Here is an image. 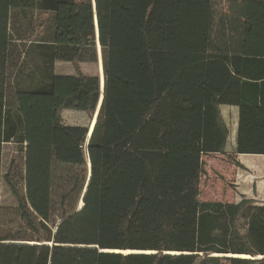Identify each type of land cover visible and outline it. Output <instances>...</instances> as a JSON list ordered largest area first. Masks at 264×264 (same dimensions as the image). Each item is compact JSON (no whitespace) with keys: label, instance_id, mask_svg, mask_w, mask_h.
Instances as JSON below:
<instances>
[{"label":"trees","instance_id":"obj_1","mask_svg":"<svg viewBox=\"0 0 264 264\" xmlns=\"http://www.w3.org/2000/svg\"><path fill=\"white\" fill-rule=\"evenodd\" d=\"M37 5L0 0V187L16 201L0 264H264V204L199 187L202 155L225 154L221 105L238 108L235 153L264 156V0ZM23 41L74 74L42 79ZM99 52L102 87L80 67ZM64 110L97 112L89 137Z\"/></svg>","mask_w":264,"mask_h":264},{"label":"rangeland","instance_id":"obj_2","mask_svg":"<svg viewBox=\"0 0 264 264\" xmlns=\"http://www.w3.org/2000/svg\"><path fill=\"white\" fill-rule=\"evenodd\" d=\"M54 0H38L39 9H51ZM22 58L34 69L38 75L48 80L56 72L67 71L71 64L54 60L50 44H39L35 42H18ZM99 56V55H98ZM70 65V66H66ZM101 58L98 63L80 66L85 74L102 75L100 73ZM59 74V73H57ZM225 110L227 106H221ZM229 109V108H227ZM231 109H235L232 107ZM237 112V110H235ZM62 120L68 125H84L90 127L91 118L83 112L64 110L61 112ZM232 121L230 122L231 127ZM16 145L14 142L4 143L2 146V174L7 170L9 162L17 159ZM204 174L200 179V200L217 201L222 203H236L241 198L251 199L256 203L264 202V156L259 155H237L233 151L225 154L204 155ZM18 169H21L19 164ZM17 182L19 180L17 179ZM21 186V183H20ZM16 201L10 194L4 181L0 187V208L2 211L14 209Z\"/></svg>","mask_w":264,"mask_h":264},{"label":"crops","instance_id":"obj_3","mask_svg":"<svg viewBox=\"0 0 264 264\" xmlns=\"http://www.w3.org/2000/svg\"><path fill=\"white\" fill-rule=\"evenodd\" d=\"M65 64H69V63H65ZM85 65V64H81L80 66ZM66 66H70V65H66ZM83 73H85L83 71V69H81ZM59 73V75H72L74 74V69H72L71 67H68L67 71H61V72H56V74ZM221 106H227V108H225V110L220 109ZM219 107L220 110V115L222 117V120L224 122V124L226 125L228 134H227V138H226V142H225V146H224V152L227 151H233V153H235L236 150V134H237V127H238V108L236 106H229V105H221ZM232 107H234L235 109H231ZM237 110V112L235 111ZM232 121L233 124H231L230 127V122ZM91 127V126H90ZM209 155H213V154H209ZM240 155V154H237ZM204 155H202L203 157ZM257 204H264V202L262 203H257Z\"/></svg>","mask_w":264,"mask_h":264},{"label":"bare ground","instance_id":"obj_4","mask_svg":"<svg viewBox=\"0 0 264 264\" xmlns=\"http://www.w3.org/2000/svg\"><path fill=\"white\" fill-rule=\"evenodd\" d=\"M101 70L102 69H101V66H100V73H101ZM100 78H102V75H100ZM94 122H95V117H94V119H93V121L91 123L90 132H91V130L93 128ZM80 207H81V204H80ZM104 252L121 253L123 255H128V254H141V253L142 254H148V253H150V252L130 251V250H127V251H107V250H104ZM172 254H174V253H172ZM233 257H237V256H233ZM238 257H240V258H247L246 256H238Z\"/></svg>","mask_w":264,"mask_h":264},{"label":"water","instance_id":"obj_5","mask_svg":"<svg viewBox=\"0 0 264 264\" xmlns=\"http://www.w3.org/2000/svg\"><path fill=\"white\" fill-rule=\"evenodd\" d=\"M95 27H96V30H97V23H96V21H95ZM99 57L101 58V55H100V52H99ZM99 78H100V76H99ZM100 83H101V87L103 86V76H102V78H100ZM96 114H97V112L95 113V115H94V117H96ZM88 130H89V133H88V137L90 136V127L88 128Z\"/></svg>","mask_w":264,"mask_h":264}]
</instances>
